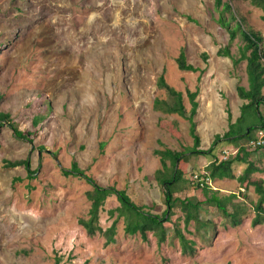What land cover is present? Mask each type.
Segmentation results:
<instances>
[{
	"label": "rangeland",
	"instance_id": "1",
	"mask_svg": "<svg viewBox=\"0 0 264 264\" xmlns=\"http://www.w3.org/2000/svg\"><path fill=\"white\" fill-rule=\"evenodd\" d=\"M224 2L264 38L260 9L247 0ZM219 16L214 0H0V112L9 113L19 130L34 132L30 143L0 125V264H264V225L252 224L259 194L251 184L264 185V148L243 155L263 171L247 187L232 179L206 180L222 196L236 194L233 201L246 204L249 213L232 227L208 206L202 217L213 220L216 231L204 239L194 221L186 228L176 207L165 242L151 232L148 241L126 234L120 219L116 242L105 245L103 236H89L79 224L89 217L92 186L62 173L75 161L100 186L126 190L137 205L162 215L167 206L155 179L161 168L155 151H183L193 139L187 120L155 109L156 99L167 96L159 77L183 92L188 112L187 91L200 90L201 150L228 130V108L233 121L241 115L237 87L248 86L246 61L235 66L218 56L229 44ZM242 45L240 36L230 45L237 59ZM182 50L204 71L179 70ZM237 151L221 141L215 154L222 160ZM187 154L178 168L188 182L175 196L205 201L196 176L203 180L214 157ZM27 158L37 170L32 179L26 167L6 166ZM246 167L237 164V175ZM119 206L115 196L106 200L100 226L112 225L116 216L109 211ZM174 225L195 241L194 255L183 253Z\"/></svg>",
	"mask_w": 264,
	"mask_h": 264
},
{
	"label": "trees",
	"instance_id": "2",
	"mask_svg": "<svg viewBox=\"0 0 264 264\" xmlns=\"http://www.w3.org/2000/svg\"><path fill=\"white\" fill-rule=\"evenodd\" d=\"M251 5L262 11L261 19L264 21V0H247ZM215 7L220 11L218 18L219 25L224 28L229 34V44L218 50L219 57H227L233 60L235 66L242 61H246V73L248 86L239 85L237 87V94L240 99L244 101L241 106V115L233 121L230 109L228 113V130L224 134H217L214 137L211 148L208 150H201V138L197 131L196 116L199 109V102L197 100L200 90H188L187 95L191 104V109L188 112L184 102V94L172 87L166 80L164 74L158 79V87L165 91V99H156L155 109L161 111L166 115H178L189 123V135L193 139V146L187 147L183 151H175L169 148H163L155 151V154L160 157L161 168L155 172V179L162 187L164 194V201L167 206L166 211L162 215H157L151 212L147 206L137 205L128 195L126 190L117 189L114 186L103 187L96 183L95 179L89 176L77 162H73L69 169H63L62 173L65 177L73 176L85 180L92 186V191L87 193L88 199L91 201L89 210V217L87 219H79V224L87 231L89 236L100 234L105 238V245H110L116 242L117 224L120 219L124 220L125 232L128 235L139 234L143 241H148V233L156 235L158 242L163 243L168 236L169 227L166 223L171 221L173 210L179 207L184 214L186 228L189 227L191 221L195 223V231L200 233L204 230L206 238L212 232L216 231V224L211 219H204L202 212L208 211V206L215 209L223 218L224 224L232 227H238L242 224L244 217L249 213L246 204L236 203L233 198L236 194L220 195L217 190L211 188L206 182L232 179L237 180L242 187L250 184L249 180L255 173H262L253 160L246 159L243 155L253 156V152L249 150L247 145L249 142L258 139L257 131H264V43L263 36L252 29L246 28L243 22L240 21L235 14L232 5L224 2V0H214ZM228 13V15H225ZM188 19H191L188 17ZM193 21V20H192ZM241 37L243 45L239 48L240 58H235L232 54L230 45ZM209 58L207 53L203 54V59L207 61ZM178 68L181 71L197 72L204 70L196 68L188 63L187 56L184 50L180 52L177 58ZM40 123V118H35L34 126ZM8 124L14 131L16 138L26 140L33 143L34 132H24L19 130L13 123L9 113L0 112V125ZM258 132V133H259ZM233 144L237 147V154L232 157L228 156L219 160L216 157V146L221 142ZM104 146V145H103ZM256 148H264V144ZM253 148V149H256ZM187 153L197 155H212L214 160L206 166L203 180L197 176L198 186H201L206 196L205 201H199L195 198H180L175 194L184 190L183 184L188 180L184 177V172L178 168L181 161H185ZM244 163L247 165L241 175H237V164ZM6 166L16 168L20 166L26 167L29 172V178L37 170H31L30 158L19 160L15 162H6ZM263 181H253L256 191L259 194V199L254 205L256 216L252 220L253 226L264 225V185ZM115 196L120 203V206L109 211L111 216H116L112 225L107 229L100 226V212L106 203V200ZM176 238L182 247V251L190 256L196 252L195 241L188 239L183 230L177 225H174ZM195 233V232H190ZM60 260H57V264Z\"/></svg>",
	"mask_w": 264,
	"mask_h": 264
},
{
	"label": "built area",
	"instance_id": "3",
	"mask_svg": "<svg viewBox=\"0 0 264 264\" xmlns=\"http://www.w3.org/2000/svg\"><path fill=\"white\" fill-rule=\"evenodd\" d=\"M263 144H264V131H260L258 133V139L249 142V144L247 145V147H249V148H256L257 146H261ZM196 178H197V176H196Z\"/></svg>",
	"mask_w": 264,
	"mask_h": 264
},
{
	"label": "clouds",
	"instance_id": "4",
	"mask_svg": "<svg viewBox=\"0 0 264 264\" xmlns=\"http://www.w3.org/2000/svg\"><path fill=\"white\" fill-rule=\"evenodd\" d=\"M225 157H227V156H225ZM225 157H224V158H225Z\"/></svg>",
	"mask_w": 264,
	"mask_h": 264
}]
</instances>
